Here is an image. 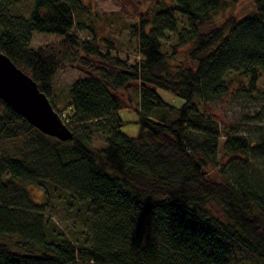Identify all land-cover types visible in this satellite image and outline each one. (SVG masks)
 <instances>
[{
  "label": "trees",
  "instance_id": "16d2710c",
  "mask_svg": "<svg viewBox=\"0 0 264 264\" xmlns=\"http://www.w3.org/2000/svg\"><path fill=\"white\" fill-rule=\"evenodd\" d=\"M31 1L20 16L0 0V51L72 137L41 132L0 99V264H264V165L248 164L254 151L264 164V131H221L198 104L245 96L259 103L250 118L264 121V0L239 11L230 10L239 0L134 2L125 25L133 61L95 32L97 12L81 21L93 12L83 0ZM33 31L60 39L31 47ZM66 66L83 76L56 107L49 92ZM130 90L137 136L121 132ZM48 210L64 214V229Z\"/></svg>",
  "mask_w": 264,
  "mask_h": 264
},
{
  "label": "rangeland",
  "instance_id": "374dc122",
  "mask_svg": "<svg viewBox=\"0 0 264 264\" xmlns=\"http://www.w3.org/2000/svg\"><path fill=\"white\" fill-rule=\"evenodd\" d=\"M88 5V10L93 11L84 13L81 16V21L89 24L88 17L92 16L97 12L100 17V21L96 20L92 26L97 34H110V37L117 39L116 52L120 57L128 56L129 61H133L138 57L133 54L130 50L129 43L126 42L127 29L125 28L126 22L135 19L136 12L133 10L134 2L140 4L137 9H143L146 6L147 1L143 0H83ZM5 4L10 7V12L14 15L27 16L29 10L32 7L31 0H4ZM249 4V0L237 1L230 10L239 11ZM229 10V11H230ZM133 11V12H132ZM113 13V14H110ZM135 14V15H134ZM110 16H113L111 23H107L110 20ZM89 28H84L78 31V35L82 38L89 37ZM60 38L58 35L52 33H41L33 31L31 33V47L44 46L53 42L58 41ZM115 39V41H116ZM167 43L172 42V39H168ZM114 53V51H113ZM83 76L81 72L73 67L66 66L59 69L52 81L49 96L56 107L65 105L68 100V88L70 84L78 77ZM158 94L161 98L174 106H180L182 99L177 95H174L166 90L158 89ZM121 96L124 100L130 99L131 107L127 109H121L119 111L120 117L128 121L121 127V132L128 136H137L144 131V127L140 124L134 123L136 119V113L133 111L134 107H137V96L136 92L130 90L128 92H121ZM199 108L205 112L212 114L219 123L221 131L223 128H229L231 125L234 126L231 133L241 134L250 139L256 138L260 132L264 131V121L254 120L250 117L258 109L259 103L251 102L245 96L235 97L229 101L221 100L214 102L213 104H202L198 102ZM94 145L104 144V139L99 135L93 137ZM222 140V137L221 139ZM263 161L259 157L257 151L248 153V164L253 166H259L263 168ZM212 176L216 177L215 173L212 172ZM33 195L35 197H41L42 190L38 187L34 188ZM58 208V207H57ZM53 220L61 226L62 229L69 223V220H65L64 214L58 210H48Z\"/></svg>",
  "mask_w": 264,
  "mask_h": 264
},
{
  "label": "water",
  "instance_id": "95a60500",
  "mask_svg": "<svg viewBox=\"0 0 264 264\" xmlns=\"http://www.w3.org/2000/svg\"><path fill=\"white\" fill-rule=\"evenodd\" d=\"M0 99L41 132L60 140L72 137L35 81L1 51Z\"/></svg>",
  "mask_w": 264,
  "mask_h": 264
},
{
  "label": "built area",
  "instance_id": "2783aa9c",
  "mask_svg": "<svg viewBox=\"0 0 264 264\" xmlns=\"http://www.w3.org/2000/svg\"><path fill=\"white\" fill-rule=\"evenodd\" d=\"M61 117H63V119L67 122V120L64 118V115H63V113H61Z\"/></svg>",
  "mask_w": 264,
  "mask_h": 264
}]
</instances>
